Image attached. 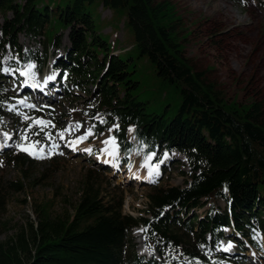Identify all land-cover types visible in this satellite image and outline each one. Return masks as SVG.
Masks as SVG:
<instances>
[{
    "label": "trees",
    "instance_id": "16d2710c",
    "mask_svg": "<svg viewBox=\"0 0 264 264\" xmlns=\"http://www.w3.org/2000/svg\"><path fill=\"white\" fill-rule=\"evenodd\" d=\"M98 1L122 15L132 39L125 53L112 55L113 49L93 30L86 11L93 0H0V62L6 46L11 60L42 69L48 46H58V34L68 30L69 47L56 68H63L65 86L93 87L94 134L115 125L113 137L125 160L132 151L126 130L132 128L142 155L154 153L158 160L164 152H175L184 157L187 172L180 174L185 183L152 184L145 194L144 215L132 217L122 213V197L102 195L101 182L87 171L71 213L50 218L47 211L40 212L28 233L20 229L14 238L0 242V264H156L135 255L130 239L134 227L141 229L144 244L169 264L229 261L217 250L224 229L239 238L234 251L243 252L246 244L261 252L264 126L257 121L258 113L227 103L203 73L185 61L179 17L166 0ZM19 34L41 39V51L23 50ZM149 80L165 102L158 112L147 109L142 88ZM14 100L13 92L0 83V121H14ZM40 115L35 112L32 119ZM19 124L15 120L14 131ZM28 132L37 129L31 126ZM6 161L22 176L32 164L19 150L8 153ZM10 186L21 190L18 181ZM216 199L225 201L224 209H217ZM206 204L198 215L196 210ZM3 208L0 193V211Z\"/></svg>",
    "mask_w": 264,
    "mask_h": 264
},
{
    "label": "rangeland",
    "instance_id": "374dc122",
    "mask_svg": "<svg viewBox=\"0 0 264 264\" xmlns=\"http://www.w3.org/2000/svg\"><path fill=\"white\" fill-rule=\"evenodd\" d=\"M166 1L179 17L176 23L180 28L178 36L185 61L194 71L203 73L205 80L213 84L227 103L234 102L238 106L248 107L250 113H258L257 121L264 126V3L261 0ZM86 11L90 15L93 30L107 43L109 50L113 49L112 55L123 54L131 48V34L124 27L121 14L119 16L102 8L98 0L86 6ZM67 34L68 30L58 34V46H48L47 61L39 77L46 84L52 85L46 96L40 99L26 88L20 90L24 81L16 74L12 76L6 68L11 54L5 46V54L0 63V83L13 92L15 103L11 108L14 121L8 118L0 121L5 127L3 132L9 138L8 141L4 138L5 146L0 148V193L4 198V208L0 211V242L14 238L20 229L28 233V225L35 227L40 212L47 211L50 218L70 214L78 200L80 185L87 171L101 182L102 195L108 197L115 194L122 197L121 211L132 217L144 215L145 194L152 184L182 187L185 183L186 178L180 174L187 172L184 159L175 152H164L158 160L156 156L142 155L131 128L126 131V139L132 143V151L125 160L121 159L113 137L116 126H110L98 135L94 134L92 121L97 118L94 99L89 93L93 87L87 84L82 88L65 86L66 74L63 68H56L69 47ZM41 41L24 34H19L17 39L23 50L37 48L39 52ZM30 65L34 66L33 63ZM148 73L145 72L146 76ZM32 75L37 77L34 72ZM50 76L53 79H47ZM26 84L29 85L27 81ZM142 89L148 100V111L162 110L165 102L152 82L145 81ZM34 112H40L41 116L31 120V125L25 127V121L32 119ZM18 119L20 124L14 131V123ZM39 121L50 122L55 127L41 130L36 123ZM77 125L80 127L77 128ZM31 126L37 129L39 136L33 132L26 133ZM69 126L71 130L65 131L64 139H61L57 133ZM88 130L92 134L83 142L74 146L69 143L84 136ZM49 132L53 136L52 140L46 139ZM25 136L27 141L23 139ZM109 140H114V143L106 145L104 141ZM35 141H40V144L31 150L32 154L17 146L31 145ZM53 143L59 147L53 148ZM39 148H44V152L40 153ZM17 150L31 159L32 164L27 166L25 176L11 168L6 161L8 153ZM110 150L113 155L107 154ZM16 181L21 186L19 191L10 186ZM215 206L222 210L225 201L216 199ZM206 207L207 204L198 208L196 213L201 215ZM139 234L138 228L130 231L135 254L140 249ZM236 239L237 236L226 229L219 250L226 246L233 249ZM261 242L262 252L252 251L243 245L245 251L238 253L237 257L228 258L244 264H264V236Z\"/></svg>",
    "mask_w": 264,
    "mask_h": 264
},
{
    "label": "snow or ice",
    "instance_id": "6c2138e0",
    "mask_svg": "<svg viewBox=\"0 0 264 264\" xmlns=\"http://www.w3.org/2000/svg\"><path fill=\"white\" fill-rule=\"evenodd\" d=\"M33 67H34L33 65H28V66H27V68H28L29 71H30ZM5 71H7V69H5ZM27 74H28L27 72H23V73H21V75H27ZM47 79L50 80V79H53V77L50 76V77H48ZM20 103L23 104L24 102H23V101H20ZM36 123H37V125L41 128V130H43L44 128H47V127H49V126H51V127H55L54 125H50V122H49V123H45L44 121H39V122H36ZM76 127L79 128L80 125H77ZM70 130H71V126H69L68 129L61 130L59 133H57V135H59L61 139H64V133H65V131H70ZM91 134H92L91 130H88V132H87L84 136L78 137L77 140H75V141H69V143L72 144V145L74 146V145L77 144V143L83 142L85 139H87V136H89V135H91ZM34 135H39V133H34ZM23 139H24L25 141H27V137H26V136H25ZM46 139H48V140H52V139H53V136H52V134H51L50 132L47 133V135H46ZM104 143H105L106 145H107V144H113V143H114V140L104 141ZM38 144H40V141H35V142H34L33 144H31V145L20 144V145H17V146L20 147L22 151H29L30 154H32V151H31V150L34 149V148L36 147V145H38ZM52 147H53V148H56V147H59V145L53 143V144H52ZM38 151H39L40 153H43V152H44V148H39ZM86 151H89V152H90L91 149H86ZM105 151H108V149H105ZM108 154H109V155H113L114 153L111 152V151H109Z\"/></svg>",
    "mask_w": 264,
    "mask_h": 264
},
{
    "label": "bare ground",
    "instance_id": "6f19581e",
    "mask_svg": "<svg viewBox=\"0 0 264 264\" xmlns=\"http://www.w3.org/2000/svg\"><path fill=\"white\" fill-rule=\"evenodd\" d=\"M24 77V76H23ZM25 78V79H24ZM23 79H24V82H23V84L21 85V89L20 90H22V91H24L23 89H25V86H26V81L29 83V87H32V86H34L35 85V82H36V78L34 77V76H32L31 78H29V80H28V77H24ZM49 85V83L47 84V86ZM47 86H46V88H45V85H42L41 87L40 86H38V87H35V90H34V93H35V95H34V97H37L38 99H40V97H43L44 96V94H45V89H47ZM3 135L2 134H0V145H4L3 144ZM113 149V148H112ZM111 152H112V150H110ZM108 154V153H107ZM140 235V234H139ZM140 250H142L143 251V249H142V246H140Z\"/></svg>",
    "mask_w": 264,
    "mask_h": 264
}]
</instances>
